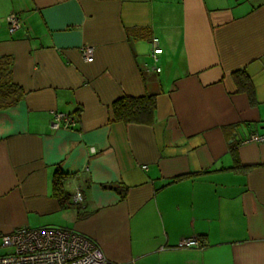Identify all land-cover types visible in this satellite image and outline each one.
<instances>
[{
  "label": "crops",
  "instance_id": "crops-1",
  "mask_svg": "<svg viewBox=\"0 0 264 264\" xmlns=\"http://www.w3.org/2000/svg\"><path fill=\"white\" fill-rule=\"evenodd\" d=\"M10 84L20 97L7 106ZM145 94L151 124L113 120L114 100ZM55 112L77 120L53 129ZM252 134L264 136V0H0V234L74 229L109 264H264Z\"/></svg>",
  "mask_w": 264,
  "mask_h": 264
},
{
  "label": "built area",
  "instance_id": "built-area-1",
  "mask_svg": "<svg viewBox=\"0 0 264 264\" xmlns=\"http://www.w3.org/2000/svg\"><path fill=\"white\" fill-rule=\"evenodd\" d=\"M10 33L21 29L22 19L16 12L7 18ZM154 60L162 52L158 39H151ZM80 53L87 62L93 60L94 47L82 45ZM159 71V67H155ZM77 120L74 114L55 112L51 127L58 129L73 125ZM247 141H264V136L252 134ZM73 200H83L81 190L76 187ZM183 246L201 245L197 238H186L180 242ZM0 247H11L9 253L0 254V264H109L98 243L91 237L74 229L57 226H39L35 228L18 227L9 233L0 234Z\"/></svg>",
  "mask_w": 264,
  "mask_h": 264
},
{
  "label": "trees",
  "instance_id": "trees-1",
  "mask_svg": "<svg viewBox=\"0 0 264 264\" xmlns=\"http://www.w3.org/2000/svg\"><path fill=\"white\" fill-rule=\"evenodd\" d=\"M233 78L240 91L247 94L251 104L255 103V93L253 86L244 74V71L239 70L233 73ZM6 91L12 93L11 100L4 103V105H12L19 99L20 94L18 88L11 84L7 86ZM113 120L122 121L124 123H142L151 124L154 120L156 101L155 96L151 94H145L142 96H122L113 101L112 105ZM63 175L60 171H56L53 181V195L62 202V198H65L67 193L63 189Z\"/></svg>",
  "mask_w": 264,
  "mask_h": 264
},
{
  "label": "rangeland",
  "instance_id": "rangeland-1",
  "mask_svg": "<svg viewBox=\"0 0 264 264\" xmlns=\"http://www.w3.org/2000/svg\"><path fill=\"white\" fill-rule=\"evenodd\" d=\"M12 251L11 247H0V254L9 253Z\"/></svg>",
  "mask_w": 264,
  "mask_h": 264
}]
</instances>
